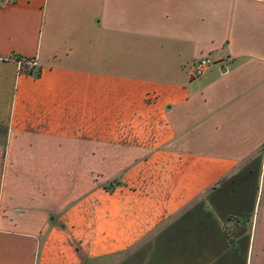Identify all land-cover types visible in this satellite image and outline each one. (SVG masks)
<instances>
[{
  "label": "crops",
  "instance_id": "crops-1",
  "mask_svg": "<svg viewBox=\"0 0 264 264\" xmlns=\"http://www.w3.org/2000/svg\"><path fill=\"white\" fill-rule=\"evenodd\" d=\"M262 184L264 0H0V264H264Z\"/></svg>",
  "mask_w": 264,
  "mask_h": 264
},
{
  "label": "built area",
  "instance_id": "built-area-1",
  "mask_svg": "<svg viewBox=\"0 0 264 264\" xmlns=\"http://www.w3.org/2000/svg\"><path fill=\"white\" fill-rule=\"evenodd\" d=\"M216 61V58L210 56V55H204L197 60H195L193 64V73L195 76H200L204 74L207 69ZM30 64L34 65L36 63L35 60H29Z\"/></svg>",
  "mask_w": 264,
  "mask_h": 264
},
{
  "label": "rangeland",
  "instance_id": "rangeland-1",
  "mask_svg": "<svg viewBox=\"0 0 264 264\" xmlns=\"http://www.w3.org/2000/svg\"><path fill=\"white\" fill-rule=\"evenodd\" d=\"M257 186H259V184H257ZM256 193H259V198H258V203H257V206L255 208V212H256V217L257 216H262V211H264V190H263V184H262V187L260 189V191L258 190V188L255 190ZM264 220V218H263ZM246 254H243L240 255V257L238 258L237 262L238 264H248L247 263V260H246V257H245ZM259 257H255V264H260V261H259Z\"/></svg>",
  "mask_w": 264,
  "mask_h": 264
}]
</instances>
